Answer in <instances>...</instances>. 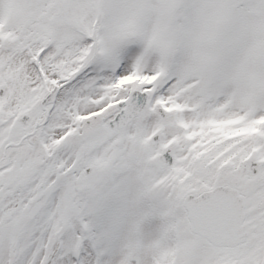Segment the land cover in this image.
<instances>
[{
    "label": "snow or ice",
    "instance_id": "1",
    "mask_svg": "<svg viewBox=\"0 0 264 264\" xmlns=\"http://www.w3.org/2000/svg\"><path fill=\"white\" fill-rule=\"evenodd\" d=\"M0 264H264V0H0Z\"/></svg>",
    "mask_w": 264,
    "mask_h": 264
}]
</instances>
